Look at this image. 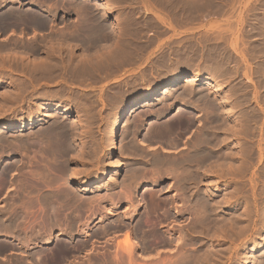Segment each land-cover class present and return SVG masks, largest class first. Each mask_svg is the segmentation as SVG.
I'll return each instance as SVG.
<instances>
[{
	"label": "rangeland",
	"instance_id": "374dc122",
	"mask_svg": "<svg viewBox=\"0 0 264 264\" xmlns=\"http://www.w3.org/2000/svg\"><path fill=\"white\" fill-rule=\"evenodd\" d=\"M99 1L107 4V6L104 7L105 9L103 7H96L95 3L93 5V0H60V2L59 0H1L0 5L2 6L0 7V12L2 15L4 11L6 13V10L10 8V6H16L17 8L22 9V11L29 10L33 13L35 12L36 14H34L40 18L44 17L50 20L49 25L46 27L44 26V28L40 24L41 28L38 24H35V28L33 26H26L27 29H24L25 26H21L23 27L22 29H20L21 27H18V29L17 27L12 28L13 26H10L3 32H0V36L3 37V40L0 37V42L3 41L2 43H4L11 40L8 44H6L7 48L4 46L0 49V55L2 53L4 55L13 53L19 57V54L21 53L26 54L27 56L24 60L16 57L19 63L21 61L23 64H29L40 59L46 62H68V56H70V54L74 56V63L80 59H84L83 55L85 56V54L79 51L70 53L66 46L71 44V40L69 41L67 38L63 39L62 36L58 34L60 31L66 32L64 30H67V28V32L77 28V16H79L80 10L88 12L93 20H95L94 22L97 21L99 25L102 26L103 32L106 35V38L103 41L104 43L112 37H115V40H112L108 44L109 48L118 45L124 49L125 53L130 54V57L125 59V61L118 67H111L104 70L100 72L98 77H94L92 79H85L84 76L73 79L69 75H64L62 78L39 77L41 83L43 82L41 87L39 86L36 89L34 88V90L32 88L28 91L24 90V94L22 95L23 97H20L19 100L13 99L12 95L14 93L12 89L14 87H12L9 82H14V84L18 83L23 77L17 78V74L15 75V73L22 72V69L15 68V65L11 63L10 66L8 65L9 67L7 70V66L5 65V67L1 64L0 97L4 95V100L0 98V101L2 99L1 102H3L1 103V106L3 107L2 117L4 119H9L10 117L15 116L19 120L22 117H28L30 114L34 116H37V114L41 115L40 113H44L46 107L41 104L44 99L46 101H53V104H58V100L62 101V105L73 104L71 106L72 112L68 116H59L57 118L60 121L62 120V123L67 122L66 124L68 126H73L72 122L74 123L73 127H75V129H71L70 132L73 130L76 131H74V134L73 132H71L70 135L68 134L72 145L74 144V148L72 147L69 155L72 156V158H74L73 156L77 158V156L82 153V159L81 157V160L79 158H74L75 160L73 159V162H71L70 168L72 170L75 168L77 170L79 168L81 169H79L81 174L79 173L80 175H76L73 183L80 192L87 196H92L95 193H102V195H105L108 189L110 190L107 186L110 184L109 179L111 175L116 172L117 162L120 167L117 168V171L120 169L119 178L120 180L124 179L127 172L126 166L130 162V157L125 154L128 139H130L129 141L134 139L135 141L137 140V142L141 143V145L137 143L138 145L141 147L145 146L148 151L152 150L150 153L156 152L157 154L160 150L159 153L161 157L175 154V156H177V154L181 155L182 152L185 153L186 149H188L187 147L191 146V141L197 135L196 131H199L200 128L204 129L203 124H206L205 126L207 127V123L211 122L212 124H208L212 126L207 127L210 137L213 140L209 145V148H214L213 150H218L219 153L221 152V159L224 158L228 161L230 160V163L224 159L220 161V157H216V161L214 159L213 161L215 162L211 161L212 163L210 162V165L208 164V167H206V169H213L214 167L216 168L213 169L215 171L211 169H207V171L209 170L208 172L206 169L203 170V173H201L203 180L200 183L192 181L189 186V194H195V191L197 190L196 185L198 184L203 192L204 190L208 192L217 190L219 192L218 198L221 199V201H225V195L232 191L233 186H235L234 183L238 184L242 181L246 182L249 187L250 185L254 186L256 183L254 189L257 192L262 191V196H264V188L260 181L261 179L257 180L258 175L264 169V0ZM1 14L0 17L2 16ZM111 21L119 24L120 33H117L115 28L110 27L112 23ZM15 29L16 32L13 33ZM12 34H21L20 38L24 39L22 41L25 42H31L34 40H36L38 44L42 42V46H38V50H32L26 46L23 47V49L20 48V45V47L16 45L14 47V44L12 45L11 42L14 40H17L15 42H19L18 40L20 39H18L19 36H16V39L15 36H12ZM38 34H40V36L42 34V37ZM27 37L32 40L28 41ZM205 38L207 39L205 40ZM44 42L47 43L44 45ZM61 45H63V47H61ZM82 47L84 46L82 45ZM90 50H95V47H91ZM182 58L184 59L182 60ZM169 59H171L172 62H170ZM11 69L14 70L12 71ZM198 71L200 74L199 79L195 82H191V85L190 82L186 81V77L193 72ZM174 73L184 74V81L180 83L182 89L179 88L177 91L179 92L180 90H184V88H188L187 90H189V94L193 97H190L189 99L179 97V101L186 100L184 106L174 101V95L177 91L169 100L165 101L166 103L160 99L154 100L151 106V112L141 113V117H139L137 121H134V123L137 122V128L132 131V135L127 132V124L129 120H127V113L125 114L124 111L117 122L120 132L119 142L122 144L123 149L118 150L113 156H109V152L112 148L110 131L117 112L122 109L125 110L126 107L133 103V101L143 98L146 92H148V89H155L160 85H166L169 83ZM57 83L59 84L57 85ZM19 86H21V84ZM42 94L46 96H42ZM200 95H202L203 98H201ZM208 102H210L211 105L208 104ZM202 103L204 107L203 112L202 109H200L202 107ZM208 105L212 107L209 108L210 106ZM162 107L161 116L157 121L153 116L155 113L153 111H157ZM196 108L200 109V111L196 110ZM211 109H214L213 111L215 112H213V114L216 115V118L219 115L217 118L218 120L216 119L217 122L213 121L215 117L212 118V116L214 115L209 116V114H212L210 112L212 111ZM217 111H219V114ZM208 112L210 113L207 114ZM79 113H82V115L80 117H76ZM204 115L208 116L206 117L207 119L210 117V120L206 121L207 119ZM177 116L182 117L183 119L185 118V121L181 122L182 125L178 123L175 125L177 126L176 128L173 127L174 129L172 130L171 136L172 140H170V138L168 140V137H165L167 140L165 138L157 140L159 138L153 137V135L149 136L152 134L151 132H148V134L145 132L148 129V131H151L157 123H168L178 118ZM204 120L206 123H204ZM49 123L50 120H47L44 125ZM36 124L37 125H35L33 129L27 128L28 126H26V128L23 127L22 131L19 130V127L13 130H5V133L3 132V129H0L2 130L0 135L4 134L8 137V140H11L12 146V143L14 142L12 140L13 138L23 136L24 134L26 135L27 133L30 134L33 130L36 131L37 128L42 126L39 122ZM25 135L24 137H27V135ZM130 136L134 137L129 138ZM4 145L8 146L4 149V154L1 155V158L3 157L4 160L9 158L8 160H13V162L17 159L14 163H20V169L18 168L17 171L13 169V172L11 171L10 173L13 176L14 171L17 172V174L15 173L17 176L14 177H22L19 175H24L21 171L27 175V173H29L28 171L31 170L29 166L27 167L28 162L27 165L24 164L28 161L26 159L33 154V157H38L39 153H41L44 149V147L40 144L36 146L31 144L22 145L21 143H15V146L13 145V147H11L9 146L10 142L8 141V144ZM4 145L3 147L5 148ZM77 145L81 150L77 148ZM18 146L19 148H16ZM143 147L142 150H145ZM77 149L81 152H77ZM154 149L158 151H154ZM37 150L38 152H36ZM148 151L145 152L149 153ZM164 152L165 154H163ZM35 153L38 154V156ZM227 155L228 158H226ZM21 158L23 160H21ZM222 161H226L225 164L224 162L222 164ZM21 163L24 165V171L21 170L23 167L21 166ZM220 164L222 166H218ZM233 165H236V168L232 167ZM193 167L195 168V166ZM226 167H229V170ZM230 167L235 170L242 167L240 172L236 171V174L233 176L234 178H232V182L228 181L230 179H226V181L216 177L218 174L216 170L219 173H222L223 171L230 172V170L232 171V168L230 169ZM205 171L207 173H204ZM212 172L216 173L214 174L215 176L211 174ZM99 173H103V176L101 179H98V181H95L94 179L98 178L97 176ZM159 173L160 176L158 175ZM159 173H155L154 178H149L151 181L146 179L152 183V186L149 188L143 184L145 179H143L144 181L141 180L142 182L139 180L138 183L137 181L132 183L130 191L133 197V202L130 208L127 206V203L122 200L117 203V208L113 210L112 215H109L107 219L101 218V216L105 213V208H102L98 213H91L92 215L87 212L88 214L86 215L89 216H86V219L82 218L84 224L75 230L77 233L81 232V228L86 225L87 222H91V231H95L108 222H111L113 225L110 227L114 226V228L110 229L104 237L101 236L99 238V241L96 242L95 245L96 250L94 248L90 251L88 250V248L90 249L89 246L82 249L84 238L82 235L76 234L74 231L72 234L73 236L70 237L71 240H68L69 244L72 245V251L68 254V256H66V260L63 264L69 262L72 255L77 256V261L79 262L78 264H88V261L86 260L87 253L90 255V252L93 250L91 255L95 254L101 256L102 253L107 252L106 247L108 246H104L105 240L111 236H115L114 241L116 243L120 239L122 240L125 229H127V227L133 228L135 224L134 219L137 218V213L141 215L145 214V208L148 205V201L151 199L150 195H152L155 200L159 198L160 201L172 197L174 204H179L181 206V193H178V189L175 188L176 185L173 182V178L171 176H169V178L162 172ZM87 177L93 180H90V182H87L86 184L85 179ZM234 179L236 182H234ZM252 180L254 181V185ZM117 186L120 187L119 184ZM6 190L7 187L4 188L3 192L1 191L2 196L6 194L9 195V192L10 195L8 198H6L7 195L4 197L1 196L0 205L3 204V206H5L6 204L5 207L8 209L6 214L9 215L15 207L12 208L10 206L12 204H8V207L7 201L3 198L8 200L10 196L13 195L14 190L12 189L13 193L11 191L7 193ZM175 197L177 199H175ZM159 199L157 201H159ZM233 200L234 199L232 198V202L236 201ZM136 205L138 206V209L136 214H134L133 212ZM179 205L177 206L178 208L180 207ZM243 207L244 205L239 208V210L243 209ZM126 208L128 209L126 210ZM154 211L150 216L151 219L149 217L147 218L148 220H146L149 223H158L159 221L162 226V232L160 236L156 238V243L155 240L152 241L153 243L151 241L148 242L149 244L147 243L148 247L145 246V248L150 247L151 250H146V252H144L145 248H141L144 244L141 241L142 238L140 235L133 234L135 239H139L138 242L141 245L140 250L135 252L137 258L143 259L144 257L145 259H148L157 256L160 258L159 260L164 257V259L170 258L176 243L178 245H176L175 248H187V251H190L191 249L190 253L192 252V254H195L196 257L200 258L204 256L208 264H241L242 261H247L246 264H257L264 256L263 219L257 220L256 223H251V225L246 229L247 232H242V235L241 233L240 235L236 233L237 228L235 229V227H233L235 232L234 229H232L231 232V230L227 228L229 223H225V228H227L228 231L227 229H223L225 230V233L226 231L228 232V236L224 233L226 237L222 234L224 237L221 235L222 237L219 236L218 238L216 232L215 235L213 234L214 232L210 233L212 231L207 233L205 232L204 234V228L202 229L200 227H196L197 229H195V219H193V217L195 218V215L193 212V214L190 213L191 211L189 209L187 213H184L181 217L174 214V207L171 208V215H165L163 208H157ZM263 213L264 210L263 212H260V216H263ZM128 215H133V217L129 218L127 217ZM17 216L18 217H16V219H13L18 226L14 235L15 238L19 237V239H22L21 241H23V231L20 230H24L22 227L25 226V222H22L20 219L22 215ZM57 233L58 232L56 230L53 232V240L49 244L43 245L41 241L44 237L41 239L39 237L33 244H31L33 245L31 248H29L25 243H18L20 240L10 241L0 235V264H26L24 263L25 259L28 260L27 264H45V258L50 256V253L52 254L55 250L56 243L59 239H67L70 235L66 232L62 235H58ZM180 235L185 238H178ZM168 236H171V238L173 237L174 240L172 239L173 242H171L173 246H165L159 243L164 237L165 239H169ZM94 238L95 237L91 239ZM177 240H180V243L177 242ZM115 242H113V245L109 247V251H111V253L115 252L117 249ZM100 245H102V247ZM212 245H215V248L210 249L209 247H212ZM253 245H255V247L252 251ZM85 248L87 249L85 250ZM177 251L179 250H176L175 252ZM175 252L173 254H175ZM37 257H39L38 259L40 261H37ZM193 257L195 256L193 255ZM29 259L33 262L30 263ZM34 261L36 263H34Z\"/></svg>",
	"mask_w": 264,
	"mask_h": 264
},
{
	"label": "bare ground",
	"instance_id": "6f19581e",
	"mask_svg": "<svg viewBox=\"0 0 264 264\" xmlns=\"http://www.w3.org/2000/svg\"><path fill=\"white\" fill-rule=\"evenodd\" d=\"M0 2H1V0H0ZM59 2H60V0H59ZM94 3L96 5V7H98V8L99 7L104 8L107 6L106 3H101V1H99V0H93V5H94ZM1 6L2 5H0V7ZM15 7L10 6V8H8L6 10V13H5V11L3 12V15L0 12V14L2 15L0 17V32H3L6 28H8L10 26H13L12 28H14V27L18 28L21 26H25L24 29H27L26 26H28V27L33 26L34 27L35 24L36 25L40 24L41 26H43V28H44V26L46 27L47 25H49L50 20H48L44 17L40 18L39 16H36L35 12H34L35 13L34 14L33 12H31L29 10L28 11H26V10L22 11V9H19L17 7L15 8ZM77 17H78V24H77V28L75 30H70L67 32V30H68V28H67V30L66 29L64 30L66 32L60 31V33H58L60 36H62L63 39L67 38L69 41L71 40V44L66 46L68 51H70V53L79 51V52L85 54V56L83 55L84 59H80L76 63L73 62L74 56L72 54H70V56H68L69 57L68 62H62V61H56V62L47 61L46 62V61H43L42 59H40L36 62L29 63V64H23V63H21V61L19 63L18 59L16 58L18 56L13 54V53H10L8 55H6V54L4 55L2 53L0 55V65L1 64L4 66L6 65L7 70H8V67L10 66L11 63L15 65V68L22 69L21 70L22 72H20V73L17 72V73H15V75L17 74V78L18 77H23V78L20 79V81L16 84H14V82L12 83L11 81L9 82V83H11L12 87H14L13 89L11 88L13 93H14L12 95L13 99L19 100L20 97H23L22 95L24 94L23 93L24 90L28 91L30 88H32L34 90V88L36 89L39 86L41 87L43 82L41 83V81L39 80V77H41V78H43V77H47V78L61 77L62 78L64 75L65 76L69 75L73 79H76L78 77L80 78V76H84L85 79L86 78L92 79L94 77H98L100 72H102L104 70H107L111 67H118L120 64H122L125 61V59L130 57V54L125 53L124 49L119 47L118 45H116L115 47L109 48L108 44L112 40H115V37H112L110 40H108L105 43L103 42L104 39L106 38V35L103 32L102 26L99 25V23L97 21L94 22L95 20H93V18L88 14V12H84V10H80L79 16H77ZM111 22L112 23H111L110 27L115 28V31L117 33H120L119 24H117L113 21H111ZM40 25H39V27L41 28ZM22 28L23 27H21L20 29H22ZM29 30H30V28H29ZM15 32H16V29L13 33H15ZM33 33H34V30H33ZM38 35L40 36V34H38ZM12 36H15V38H16V36L17 37L19 36L18 39H20V40H18L19 42H15L17 40H14L11 42L12 45L14 44V47H15V45L16 46L20 45L21 46V47L19 46L20 48H23L26 46L29 49L38 50L39 49L38 46L39 47L42 46L41 41H40L41 43H39V44L36 40L30 42L29 40H32V39H29L28 37H27V40L29 42L22 41L24 39L20 38L21 34H17V35L12 34ZM0 37L3 40V37L2 36H0ZM40 37H42V34ZM33 39H35V38H33ZM206 39L207 38H205V40ZM10 41H8V42H10ZM2 42H0V49L4 46H6V48H7L6 44H8V42L7 41L4 43H2ZM46 43L44 42V45ZM82 45L84 47H82ZM61 47H63V45H61ZM91 47L92 48L95 47V50H93V51L90 50ZM54 49H55V47H54ZM42 51H44V50H42ZM26 56H27L26 54L21 53V54H19L18 58H20L21 60H24L26 58ZM183 59L184 58H182V60ZM169 61L172 62L171 59H169ZM3 69H5V68H3ZM11 70L13 71L14 69H11ZM183 75L180 73H174L173 76L171 77V80L169 83H167L166 85H160L155 89H152V88L148 89V92H146V94L143 98H141L137 101H133V103H131L128 107H126L125 110L122 109V110L117 112L116 116L114 117V120H113V123L111 126V131H110L111 139H112V141H111L112 142V148L109 152V156H113L114 154L117 153L118 150L123 149L122 144H120V142H119L120 132H119V129L117 126V122L119 121L123 112L125 111V114L127 113V120H129V122L127 124V132H128V134L130 133L132 135L133 134L132 131L135 128H137V122L134 123V121H137L139 119V117H141V113L151 112V106H152L154 100L160 99V100H163L164 102L169 100L175 94V92L179 88H181L180 83L182 81H184ZM199 75H200L199 71L193 72L188 77H186V81L190 82V83L195 82L196 80L199 79ZM82 82H84V81H82ZM66 83H68V82H66ZM20 84H21V86H19ZM44 84H46V83H44ZM58 84L59 83H57V85ZM191 85H192V83H191ZM190 88H191V86H190ZM187 89L184 88V90H180L179 92L177 91L176 94L174 95L175 96L174 101L178 102V104H180L182 106L185 105L186 100H180L179 101V97H181V98L183 97L184 99L185 98L189 99L190 97H193L189 94V90H187ZM3 96L0 98L3 99ZM42 96H46V95L42 94ZM200 96H201V98H203L202 95H200ZM2 99H1V101H2ZM190 100H192V99H190ZM204 100H205V98H204ZM1 101H0V129H3L4 130L3 132L5 133V130L6 131L13 130V129H17L19 127V130L22 131L23 127L26 128V126H28L27 128L33 129L35 127V125H37L36 123L39 122L40 125H42V126H40V127L37 126L39 128H37L36 131L33 130L30 134L27 133V134H29V135L26 134L27 137H24V135H25L24 134L23 136L13 138L12 140L14 141L13 142L14 144L15 143H17V144L21 143L22 145L31 144V145H36V146L40 144L44 147V149L41 151V153H39V156H38V154L35 153L38 157H35V156L33 157L34 154L31 155L30 157H28L29 159L26 157L27 158L26 160H28V161H26V163H24V164L27 165V162H28L27 167L29 166V168L31 170V171H28L29 173H27V175H25V173L21 171V173L24 175H21V174H19V175L22 177H19V176L14 177V176H17V175H15V173L17 174V172L14 171L13 176L10 173L13 169L17 171V169L20 167L19 166L20 163L19 164H17V162L14 163L17 159H15L13 162V160L12 161L8 160L9 158L5 159V160L3 159V157L1 158V155L4 154L3 153L4 149H6V146H8V145L5 146L4 144H8V141H9L10 142L9 146H11V140H8V137H6L4 134L0 135V194L4 191V188H6V187H7V190H6L7 193L9 191L12 192L14 190V193L12 192L13 195L10 196V198L8 200L5 198H3V199L7 201V206H8V204L9 205L15 204L13 206L10 205L12 208L13 207H15V208H14V210L11 208L13 211L11 210L12 212L10 211L11 213H9V215L6 214L7 210H8L7 207H5L6 204H5V206H3V204L0 205V235L4 236L5 239L7 238L10 241L20 240L19 237L15 238V235H14V232L17 231L18 226L14 222L13 219H16V217H18L17 215H22V217L20 219L22 220V222H25V224H24L25 226L22 227L24 230H22V229L20 230V231H23V237H22L23 241H21L22 240L21 239L19 242L18 241L17 242L27 244L29 248H31L33 246L31 244H33L34 241H36L39 237H40V239L42 237H44V238H42V241H41L43 245L49 244L53 240L52 234L55 230L58 232L57 233L58 235L59 234L62 235L65 232L70 234L69 237H67V239H64V240L59 239V241L56 243L55 250L52 252V254L50 253V256L45 258L46 259V261H44L45 264H63V262L66 260V256H68V254H70V252L72 251L71 250L72 245L69 244L68 240L69 239L71 240L70 237L73 236L72 235L73 232L76 229L80 228V226L82 224H84V222L82 221V218L86 219L89 216V215L88 216L86 215V214H88L87 212H89L90 214L91 213L95 214V213H98L102 208L103 209L105 208V213L103 214V216H101V218L107 219L109 217V215H112L113 210H115L117 208V206H118L117 203H119L122 200L125 201L127 203V206L130 208V206L132 205V202H133V197H132L131 191H130L132 183H134L136 181L138 183L139 180H140V182H142V181H144L143 179H145L143 184L149 188L152 186V183L150 182L151 179H149V178H154L155 173H157V172L158 173L162 172L166 176H168V177L171 176L173 178L174 181L172 180V178H171V180L176 185V186L175 185H173V186H175V188L178 189V191H179L178 193L182 194V196L180 194V198L182 199L180 201L181 206L178 204L180 206L178 208L177 207L178 205L174 204V202H173L174 200L172 199V197L169 199L168 198L163 199L161 201L158 198L159 201H157L158 199L155 200L154 197L152 195H150L151 199L148 201V205L145 208L146 209L145 214L141 215V214L137 213V218L134 219L135 224H134L133 228L127 227V229H125L124 237L122 236L123 237L122 240L118 239L119 241H117V243H116L114 241L115 236L108 237L104 242L105 243L104 246H108V247H106L107 252L102 253L101 256H98L95 254L91 255L93 250L90 252V255L87 253L88 251L86 252L87 253V259L86 260L88 261V264H208L206 259L204 258V256L200 258V257H196V255L192 254V252L190 253V251H191L190 248H189L190 251L189 250L187 251L186 250L187 248L185 249L183 245L182 246L184 249L175 248L176 245H178L176 243V241H175L176 244L174 243L175 244L174 248L172 247L174 249L173 253L176 250H179V251L175 252V254L172 253L170 258L164 259L165 258L164 257L163 259L159 260L160 258H158V256L157 257H151L148 259L147 258L145 259L144 257H143V259L136 257L135 252L137 250L138 251L140 250L141 245L138 242L139 239L138 240L135 239L133 237V234L140 235V237L142 238V239L141 238L140 239H141L142 243L144 244V246H141V248L144 249L145 246L148 247L147 246L149 244L148 242H150V241L152 242L153 240H155V243H156V238L159 237L161 232H162V226H161L159 221H158V223H154L151 221H150L151 223H149L147 221L148 220L147 218H149L151 216L152 212L154 210H156L157 208H163V212L165 215L166 214L171 215V213H170L171 208L174 207V210H175L174 214L176 216L179 215L180 217L183 216L184 213H187V211L189 209L191 211L190 213L193 212L195 215V218L193 217V219H195L194 220L195 229H197L196 227H200L202 229L204 228L203 229L204 234H205V232L207 233V232L212 231L210 233L214 232L213 234L215 235V232H216L218 238L222 234L224 235V233H225L224 229L228 228L232 232V229H234L233 227H235V229L237 228L236 233L239 235L241 233V235H242V232L244 233V231H246V229L248 228V226L251 225V223H254V222L256 223V221L260 220V219H263V221H264V213H263V216H260V212H263V210H264V196H262V191L257 192L254 189L256 183L254 185L253 180L252 181H253L254 186L250 185V187L248 186V184L246 182L240 181V183H238V184L234 183L235 186H233L232 191L228 192L225 195V201H221V199L218 198L219 192L217 190L212 191V192H208V191L204 190V192H203L200 188V185H198V184L196 185L197 190L195 191V194L194 193L189 194L190 183L192 181L193 182L196 181L197 183H200L203 180V176L201 173H203V170H205L206 167H208V164L210 165V162L213 161L216 157H220L219 158L220 161L224 159V158L221 159V156H220L222 154L221 152L219 153L218 150L215 151V150H213L214 148L213 149L209 148V145L212 143L213 140L210 137V134L208 132L207 127L212 126V125L208 124L211 122L207 123V127L205 126L206 124L205 125L203 124L204 129L200 128L199 131L197 130L198 132L195 130L197 135L195 134L196 136H195V138H193V140L191 138L192 141L189 139L191 141V146L187 147L188 149H186L185 153L182 152L181 155L177 154V156H175L176 155L175 154V155H169V156L165 155L164 157H161V155L159 153L160 150H159V152H157V154H156V152L150 153V151H152V150L148 151L145 148V146L144 147L142 146L143 149L145 148V150H142V147L140 146L141 143L137 142V140L135 141V139H134L132 141H129L130 139H128L125 154L130 157V162L128 161L129 163L126 166L127 172H126L124 179L120 180V178H119L120 177V169L117 171V168H120V167H119V163L117 162L116 172L111 175V177L109 179L110 184H109V186H107L110 188V190L108 189V191L105 193V195H102V193L101 194L95 193L92 196H87V195H84L82 192H80L74 186V183H73L75 178H76V175L79 173L81 174V172H80L81 169L79 168L80 170L79 169L77 170L75 168L76 170L75 169L72 170L70 168L71 167L70 164H71V162H73V159L75 158V156H73L74 158H72V156L69 155V152L72 150V147L74 148V146H73L74 144L72 145V142L68 137V134L70 135L71 132H73V134H74V131H76V130H73L70 132L71 129H75V127H73L74 123L72 122L73 126H68L66 124L67 122L62 123L61 122L62 120L60 121L57 118L59 116H64V117L68 116L72 112L71 106L73 104L72 105L71 104L62 105L61 104L62 101H60V100H58L59 101L58 104H55V103L53 104V101H46L44 99L41 102V104L46 106L44 113H40L41 115L37 114V116L30 114V115H28V117H22L21 119L18 120L17 117H15V116L10 117L9 119H4L2 117L3 107L1 106L2 105L1 103H3V102H1ZM186 103H188V102H186ZM206 103H207V101H206ZM208 104H210V102H208ZM210 105H208V106H210ZM201 106H200L201 108L200 107H198V108L202 109V112H203V109H204L203 103ZM211 107L212 106H210L209 108H211ZM36 108H37V106H36ZM215 108H216V106H215ZM162 109H163V107L159 108L158 110L154 109L157 111H153V112H155L153 114V116L155 117V119L157 121L159 120V117L161 116V113H162L161 110ZM200 109L196 108V110H199V111H200ZM213 110L210 111L212 114H209L210 112H208L207 114H209V116L214 115V116H212V118L215 117L214 118L215 120L213 119V121H216V119L218 118L219 115L216 118V115L213 114V112H215V111H213ZM217 112L219 114V111H217ZM217 112H216V114H217ZM81 115H82V113H79L76 115V117H80ZM204 117L206 118L208 116L204 115ZM209 118L208 119L206 118L207 120L206 119L205 120L209 121L210 120ZM212 118H211V121H212ZM47 120H50V123L47 125H44V123ZM183 121H185V118L183 119L182 117H178L175 120H172L168 123H164V124L157 123V125L154 126V128L151 131H148L149 130L148 129L145 132H147V134H148V132L149 133L151 132L152 134H150L149 136L153 135V137L159 138L157 140H161L165 137H168L167 138L168 140H169V138H170V140H172L171 139L172 138L171 137L172 136V130L177 127V126H175L176 124H178V123L181 124V122H183ZM186 121H187V119H186ZM206 121L204 123H206ZM154 122H155V120H154ZM213 123H215V122H213ZM151 124H154V123H151ZM155 124H156V122H155ZM197 128H199V127H197ZM209 129H211V128H209ZM0 132H2V130H0ZM12 137H13V135H12ZM131 137H134V136H130L129 138H131ZM126 140H127V138H126ZM145 142H146V140H145ZM13 143H12L11 147H13V145H14ZM137 143L140 145H138ZM219 144H220V142H219ZM3 145L5 146V148L3 147ZM189 145H190V143H189ZM217 145H218V143H217ZM16 148H19V146ZM77 148L80 149L78 147V145H77ZM151 148H152V146H151ZM157 149H158V147H157ZM159 149H161V148H159ZM8 150H10V149H8ZM80 150H78L77 152L80 153L81 152ZM145 151H148L149 153H147ZM154 151H158V150L154 149ZM36 152H38V150ZM33 153H34V151H33ZM72 153H73V151H72ZM72 153H70V154H72ZM161 154H162V152H161ZM163 154H165V152ZM81 156H82V153L79 154L77 156V158H75V159H78V158L80 159ZM226 158H228V155ZM81 159H82V157H81ZM21 160H23V159L21 158ZM224 160H226V159H224ZM215 161H216V159H215ZM215 161H213V162H215ZM226 161L229 162L230 160L229 161L226 160ZM226 161H222V164H223V162L225 164ZM217 164H219V163H217ZM226 164H228V163H226ZM238 165H239V163H238ZM21 166H23L21 169V170H23L24 165L22 164ZM193 166H195V168ZM218 166H222V165L220 164ZM235 166L236 165H233L232 167L236 168ZM203 167H204V169H203ZM232 167H230V169ZM193 168H194V170H193ZM234 168H232V171L230 170V172H228V171L222 172L218 169L222 173H219L216 170V172L218 173L216 175V177L218 179L221 178L222 180L230 179L228 181L232 182L233 181L232 178H234L233 176L236 174V171L240 172L242 170L241 169L242 167L238 168V170H235ZM207 169H209V168H207ZM207 169H206V171H207ZM213 169H216V168L213 167ZM213 169H211V170H213ZM223 169L225 170L224 167H223ZM206 171L204 173L208 172V171L207 172ZM213 171H215V170H213ZM211 174L214 175L216 173L212 172ZM237 174H238V172H237ZM158 175L160 176V173ZM102 176H103V173H99V175L97 176L98 178H96L94 180L98 181V179H101ZM146 179H149L150 181H148ZM256 179H257V176H256ZM90 180H93V179H90L89 177H87L85 179L86 184H87V182H90ZM257 180L261 181L262 186L264 188V169L258 175ZM234 182H236L235 179H234ZM255 182H259V181H255ZM117 183L120 185V187L117 186L118 185ZM203 193H204V196H203ZM6 195H7L6 198H8L10 195V192H9V195L8 194H6ZM6 195L2 196V194H1L0 199H1V196L4 197ZM160 198H166V197H160ZM232 198L236 201L232 202L231 201ZM175 199H177V198L175 197ZM106 201H108V202H106ZM243 205H244L243 209L239 210V208H241ZM127 209L128 208H126V210ZM137 209H138V206L136 205L134 208V212H133L134 214H136ZM84 214H85V216H84ZM165 215H164V217H165ZM127 217L130 218V217H133V215H128ZM162 217H163V215H162ZM150 219H151V217H150ZM110 223L111 222H108L107 224L105 223V224H103V226L96 229L95 231H91V227H90L91 222H87L86 225H84L81 228L80 233H77L75 231L76 234L82 235L84 238V242L82 243V247H83L82 249H84V247L89 246L90 247V249L88 248L89 251L91 249H94V248L96 250L95 245H96V242L99 241V238L101 236L104 237V235L110 229L114 228V226L110 227L111 225H113L112 223L111 224ZM225 223H229V226L228 227L226 226L227 228H225ZM228 229H227V231H228ZM235 229H234V232H235ZM227 231L225 233L226 236H228ZM171 233H173V232H171ZM54 234H56V233H54ZM181 236L182 235H180L178 238H180ZM217 236H215V237H217ZM93 237H95V238L91 239ZM97 238H98V240H97ZM181 238L184 239L185 237L183 236ZM164 239H165V237L159 243H161L162 245H165V246L172 245L171 242H173V240H174L173 237L171 238V236L169 237V239H167V238L165 240ZM90 240H92V241H90ZM180 240H182V239H180ZM180 240L179 241L177 240V242L180 243ZM5 242H6V240H5ZM113 242L116 243L115 245H117V249L115 252L111 253V251H109L110 250L109 247L111 245H113ZM183 242H184V240H183ZM181 244H182V242H181ZM100 246L102 247V245H100ZM179 246H178V248H179ZM254 247H255V245H253L252 251L254 250L253 249ZM209 248L210 249L215 248V245H212V247H209ZM86 249L87 248H85V250ZM149 249H150V247L145 248L144 252H146V250L148 251ZM35 251H37V250H35ZM193 255L195 257H193ZM38 258L39 257H37V261L39 260ZM77 260H78L77 256L72 255L71 259L66 264H78L79 262ZM35 261H34V263H36ZM29 262L32 263L33 261L31 262L29 259ZM246 262L247 261H242L241 264H246ZM24 263L27 264L28 260L25 259ZM257 264H264V256L258 261Z\"/></svg>",
	"mask_w": 264,
	"mask_h": 264
}]
</instances>
